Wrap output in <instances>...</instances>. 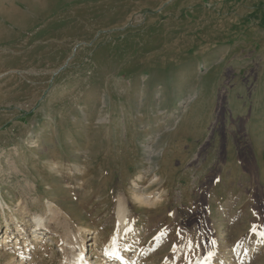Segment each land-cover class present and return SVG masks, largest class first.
Here are the masks:
<instances>
[{"label":"rangeland","instance_id":"374dc122","mask_svg":"<svg viewBox=\"0 0 264 264\" xmlns=\"http://www.w3.org/2000/svg\"><path fill=\"white\" fill-rule=\"evenodd\" d=\"M0 3V238L59 214L0 264L98 261L120 197L131 264H264V0Z\"/></svg>","mask_w":264,"mask_h":264},{"label":"bare ground","instance_id":"6f19581e","mask_svg":"<svg viewBox=\"0 0 264 264\" xmlns=\"http://www.w3.org/2000/svg\"><path fill=\"white\" fill-rule=\"evenodd\" d=\"M7 10L8 9L4 8V6H2V3H0V16H2L5 19L7 18V15H6ZM23 203H25V201H23ZM21 209H22V212H24L26 210V207L22 206ZM30 212H31L32 224L23 226L21 222L24 219L21 216L20 217L17 216V222H16L17 224L15 225V227L11 229V232L6 233V237L4 239L1 240L0 238V250L6 249L8 246H11V243H15L17 241L16 237L19 234H20L19 236L24 238L23 243L25 245H28L30 240L42 241L46 239V237H44L46 235L44 231L46 229L48 230L47 226L51 224L53 225V221L57 219L55 217L59 215L57 208L54 206L53 202L49 201L47 205V213L43 214V213H36L32 211ZM127 213H128L127 208H126V205L124 204L123 198L120 197L117 203V210H116V216H117V221H118L117 228L115 230V233H113L110 236L108 242L105 245V250L102 252L101 258L98 261L94 259L93 255L90 257V259L88 257L87 258L84 257V245L85 244L89 245L90 248H91V245H93V242H88L86 240L88 238H93V237H90V235H87V230L85 229L86 230L85 237L83 240L82 238H80V236L78 237V235L73 237V236L64 234L62 236V243L60 244V247H59L61 250V255L58 257L59 264H131L132 263V260L130 258L131 253L133 251H136L134 256L135 255L137 256L138 252L136 249L131 248L130 250V248H128L129 242L127 238L124 239L125 240L124 242L122 241L124 237V233H126L125 226H126V222L128 219ZM6 224L10 226L9 223H6ZM0 230H2L1 226H0ZM66 233L69 234L70 231H67ZM30 234L33 235L32 239H28L26 237ZM55 241L57 242V239H55ZM121 242H122V245H120ZM224 245L225 243L222 244L221 249ZM26 250L27 249H25L24 252H26ZM220 253L221 252L215 253V255H211V257L208 259V264H217L218 263L217 257H219ZM27 254H25L24 256L21 255V257L25 258ZM17 264H24V262L17 261Z\"/></svg>","mask_w":264,"mask_h":264}]
</instances>
